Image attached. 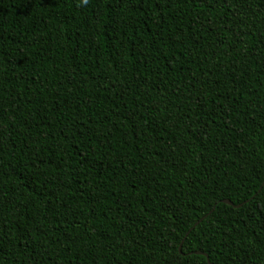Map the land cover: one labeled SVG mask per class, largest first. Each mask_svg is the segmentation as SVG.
<instances>
[{
    "label": "trees",
    "instance_id": "1",
    "mask_svg": "<svg viewBox=\"0 0 264 264\" xmlns=\"http://www.w3.org/2000/svg\"><path fill=\"white\" fill-rule=\"evenodd\" d=\"M263 181L264 0H0V264H264Z\"/></svg>",
    "mask_w": 264,
    "mask_h": 264
},
{
    "label": "water",
    "instance_id": "2",
    "mask_svg": "<svg viewBox=\"0 0 264 264\" xmlns=\"http://www.w3.org/2000/svg\"><path fill=\"white\" fill-rule=\"evenodd\" d=\"M264 184V181L262 182V185ZM224 203H226V204H228V205H232V206H234V207H238V206H240V204L241 203H239V204H236V205H234L230 200H228V199H224V200H222ZM213 210V208L207 213V214H209L211 211ZM206 214V215H207ZM206 215H204L201 219H203ZM201 219H199L195 224H197ZM191 228H193V227H191ZM190 228V229H191ZM189 232V231H188ZM187 232V233H188ZM187 233H186V235H187ZM185 235V236H186ZM185 238V237H184ZM184 240V239H183ZM183 240H182V242H183ZM182 242L180 243V245H179V247H178V249H179V252L180 253H182L181 252V247H182ZM194 253H199V254H204L203 252H201V251H195ZM207 257V256H206ZM208 259V258H207Z\"/></svg>",
    "mask_w": 264,
    "mask_h": 264
}]
</instances>
